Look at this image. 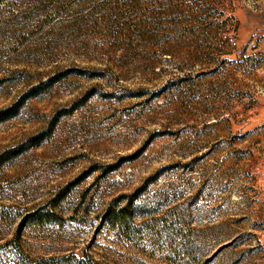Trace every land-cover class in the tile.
Segmentation results:
<instances>
[{"label": "rangeland", "instance_id": "rangeland-1", "mask_svg": "<svg viewBox=\"0 0 264 264\" xmlns=\"http://www.w3.org/2000/svg\"><path fill=\"white\" fill-rule=\"evenodd\" d=\"M68 254L264 264V0H0V264Z\"/></svg>", "mask_w": 264, "mask_h": 264}, {"label": "trees", "instance_id": "trees-1", "mask_svg": "<svg viewBox=\"0 0 264 264\" xmlns=\"http://www.w3.org/2000/svg\"><path fill=\"white\" fill-rule=\"evenodd\" d=\"M109 206L107 213L105 212L104 222L108 223L110 226H117L118 215L120 211H114ZM45 262L54 261L52 264H99L93 256L86 254L84 257L79 258L75 254L61 255V256H52L46 259H43ZM60 260H63L62 262ZM57 261H60L59 263ZM17 264H34L33 260H30L27 256L24 257L23 261L17 262ZM50 264V263H49Z\"/></svg>", "mask_w": 264, "mask_h": 264}]
</instances>
